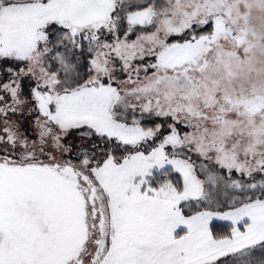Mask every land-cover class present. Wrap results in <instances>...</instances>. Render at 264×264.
<instances>
[{
    "label": "snow or ice",
    "instance_id": "obj_1",
    "mask_svg": "<svg viewBox=\"0 0 264 264\" xmlns=\"http://www.w3.org/2000/svg\"><path fill=\"white\" fill-rule=\"evenodd\" d=\"M0 264H264V0H0Z\"/></svg>",
    "mask_w": 264,
    "mask_h": 264
}]
</instances>
